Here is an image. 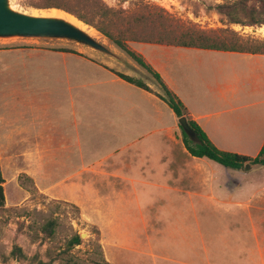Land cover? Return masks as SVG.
Listing matches in <instances>:
<instances>
[{"label": "rangeland", "instance_id": "obj_1", "mask_svg": "<svg viewBox=\"0 0 264 264\" xmlns=\"http://www.w3.org/2000/svg\"><path fill=\"white\" fill-rule=\"evenodd\" d=\"M30 1L10 0V3L15 10L32 15H47L53 10L36 9L30 6ZM99 1L120 16L128 17L135 32L140 31L135 20L145 17L147 32L154 27L155 33L164 30L179 35L200 31L248 43L264 41V25L231 24L216 10L218 5L236 0ZM157 12L164 19L155 21ZM121 20L120 17L117 21L119 26L123 24ZM86 27L84 30L98 36L128 66L115 64L68 41L0 39V174L5 198L4 206L0 208V264H36L37 261L49 264H223V235L225 250L233 256L245 252L246 258L256 257V254H249L256 251L254 234L245 218L249 214L255 222V235L263 251L264 264V208L261 211L241 210L234 206L224 209L216 204L213 209L199 210L203 216L200 214L197 231L203 235L207 247L205 243L204 248L200 245L192 256L189 242L176 241V237L189 240L188 228L177 233L154 222L144 226L139 223L136 210H110L111 196L105 189L110 179L85 177L82 171L77 173L82 162L86 164L108 155L112 146L96 137L95 113L82 102L85 90L78 96L80 86L74 70L80 69L82 75V63L109 73L113 70L142 81L153 94H162L150 74L92 27ZM129 47L146 55L151 46L130 43ZM42 60L55 61V65ZM151 60L159 64L156 57L152 56ZM67 61H71L72 74L69 76L66 72L61 73L60 66ZM95 76L94 82L105 79ZM81 79V85H84V77ZM83 85L82 89H85ZM110 88L129 89L121 85H110ZM17 124H24L30 130L37 129L48 139L39 140L44 144L37 147L35 157L38 160L33 163L31 147L14 143ZM7 127L12 128L11 140L1 138L2 129ZM78 133H81V144L75 143ZM212 165L221 173L224 171L217 164ZM127 197L125 195L122 201H127ZM111 211L121 214L119 219L123 221L119 227L113 226L117 228L114 233L110 232L112 225H109ZM97 215L99 219L104 217V223L109 222L106 227L97 220ZM169 220L177 222L173 217ZM49 221L54 222L51 236L42 230ZM164 230H168L166 236ZM75 236L79 237L80 243L70 247L69 242ZM117 237L123 240L114 239ZM160 238L167 241H159ZM14 246L20 248L22 256L11 255Z\"/></svg>", "mask_w": 264, "mask_h": 264}, {"label": "crops", "instance_id": "obj_2", "mask_svg": "<svg viewBox=\"0 0 264 264\" xmlns=\"http://www.w3.org/2000/svg\"><path fill=\"white\" fill-rule=\"evenodd\" d=\"M150 46L146 55L138 53L146 57V62L178 97L211 143L220 151L255 157L264 143V55ZM152 56L159 64L151 60ZM42 61H51L55 65L52 60ZM70 62L60 65L63 75L65 72L67 76L72 74ZM73 74L80 86L78 96L85 90L82 102L95 113L96 137L112 146L108 155L86 164L82 162L77 173L82 171L85 177L110 179L105 187L111 196L110 210H136L139 223L144 226L154 222L177 233L188 228V241L182 237L175 239L189 242L193 256L200 245L203 247L205 243L207 247L203 235L197 231L200 214L203 216L199 210L213 209L216 204L224 209L229 206L241 210L264 208V168L251 166V169L241 171L224 168L221 173L213 162L187 153L178 119L153 94L86 63H82V75L80 69L74 70ZM95 75L105 79L94 82ZM82 77L85 89H82ZM110 85L129 89H112ZM7 128L2 129L1 138L11 140L12 128ZM14 129V143L30 146L31 162L38 160L35 157L37 147L44 144L39 140L48 139L37 129H27L24 124H17ZM75 140L81 144V133L75 134ZM125 195L127 201H122ZM110 217V232L114 233L117 228L113 226L119 227L123 221L119 219L121 214L112 211ZM171 217L177 222L169 220ZM245 218L254 234L256 248L249 254H256V257L246 258L245 252L233 256L225 250L223 235V264L263 263L255 222L250 214ZM97 220L105 227L108 225L103 216L99 219L97 215ZM167 231L163 232L165 236ZM114 239L123 240L120 237Z\"/></svg>", "mask_w": 264, "mask_h": 264}, {"label": "trees", "instance_id": "obj_3", "mask_svg": "<svg viewBox=\"0 0 264 264\" xmlns=\"http://www.w3.org/2000/svg\"><path fill=\"white\" fill-rule=\"evenodd\" d=\"M29 4L36 9H57L73 16L78 21L96 30L100 35L124 52L137 66L150 74L159 85L162 94H153L142 81L110 70V72L120 80L151 93L164 102L172 110L177 119L182 117L186 119L188 126L195 134L196 142L191 141L187 137L179 124L178 127L181 132L182 144L190 156L209 160L229 170L241 171L244 170L246 165L264 168V143L258 154L253 158L218 150L198 124L192 120L186 107L178 97L167 88L160 76L139 53L129 47L130 43H136L264 55V41H250L248 43V41L236 40L233 36L231 40L215 33L207 34L200 31H186L179 35L173 32L165 33L164 30L155 33L154 27L151 31L147 32L146 28L148 21L145 17L135 20L136 24L140 26V31L135 32L131 29L128 17L120 16L118 12L104 7L99 0H32ZM216 10L231 24L264 25V0H236L231 3L218 5ZM240 15L243 17H240ZM120 17L123 23L122 26H119L117 23ZM154 17L155 21L164 19L158 12L155 13ZM3 182L0 174V208L4 206L5 201L2 187ZM53 228L54 222L49 221L42 230L45 234L51 236ZM79 243V237L75 236L69 242V246H77ZM11 255L15 258L22 256L20 248L14 246ZM36 264L49 263L37 261Z\"/></svg>", "mask_w": 264, "mask_h": 264}, {"label": "water", "instance_id": "obj_4", "mask_svg": "<svg viewBox=\"0 0 264 264\" xmlns=\"http://www.w3.org/2000/svg\"><path fill=\"white\" fill-rule=\"evenodd\" d=\"M12 38L68 41L107 58L115 64L127 65V62L104 44L98 36L91 35L88 30L75 26L65 18L50 14L32 15L19 12L12 7L10 0H0V39ZM178 124L187 137L196 142L195 134L184 117L178 119ZM244 169L249 170L251 166L246 165Z\"/></svg>", "mask_w": 264, "mask_h": 264}, {"label": "bare ground", "instance_id": "obj_5", "mask_svg": "<svg viewBox=\"0 0 264 264\" xmlns=\"http://www.w3.org/2000/svg\"><path fill=\"white\" fill-rule=\"evenodd\" d=\"M52 10V9H51ZM50 11V10H49ZM35 14V13H34ZM40 14V13H39ZM67 14V13H66ZM65 13H62L55 9H53L50 13V15L56 16V17H62L65 18L66 20H68L69 22H71L72 24H74L75 26H78L81 29H85L87 28L86 25L82 24L81 22H79L78 20H76L75 18L71 17L70 15H66ZM37 15V14H36ZM91 30V29H90ZM93 33H95V31H93Z\"/></svg>", "mask_w": 264, "mask_h": 264}]
</instances>
